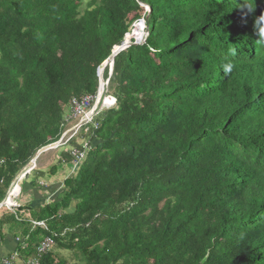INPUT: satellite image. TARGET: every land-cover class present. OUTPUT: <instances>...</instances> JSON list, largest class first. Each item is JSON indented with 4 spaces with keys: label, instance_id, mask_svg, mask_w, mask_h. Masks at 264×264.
Returning <instances> with one entry per match:
<instances>
[{
    "label": "trees",
    "instance_id": "obj_1",
    "mask_svg": "<svg viewBox=\"0 0 264 264\" xmlns=\"http://www.w3.org/2000/svg\"><path fill=\"white\" fill-rule=\"evenodd\" d=\"M103 68L113 106L22 185L68 165L59 197L2 208L0 238H51L40 264H264V0H0V204Z\"/></svg>",
    "mask_w": 264,
    "mask_h": 264
},
{
    "label": "crops",
    "instance_id": "obj_2",
    "mask_svg": "<svg viewBox=\"0 0 264 264\" xmlns=\"http://www.w3.org/2000/svg\"><path fill=\"white\" fill-rule=\"evenodd\" d=\"M78 168V167H77ZM71 173L68 175L70 176ZM57 175V174H56ZM69 176H64L62 181L56 180L53 185H47L42 180L39 186H35L34 182L25 184V187L22 188V195L16 201L17 207L18 206H25L30 204L32 207H41L47 203L52 201H56L58 195L61 193V188L64 180ZM42 183L45 184L46 187L42 186ZM19 201V202H18ZM3 209H0V215ZM23 217L29 218L28 213H22ZM0 238V264H3V260L13 254H18V263L21 264L25 260L32 258V254H27V241L28 237L23 236L19 230L14 227H7L2 230Z\"/></svg>",
    "mask_w": 264,
    "mask_h": 264
},
{
    "label": "built area",
    "instance_id": "obj_3",
    "mask_svg": "<svg viewBox=\"0 0 264 264\" xmlns=\"http://www.w3.org/2000/svg\"><path fill=\"white\" fill-rule=\"evenodd\" d=\"M115 102L111 100L110 102L104 99H100L98 96L96 98L87 96L85 97L83 100L81 101H77L74 100L72 101V118L78 120L80 123L70 132H76L78 130H80L82 127L92 123L95 115L97 114L98 111L102 110L105 107H111L113 106ZM68 133H66L61 141L58 143V145H60L66 138V136L68 135ZM72 136L68 137V139H70ZM66 141V140H65ZM64 141V142H65ZM85 146L84 150H80L79 148H75L72 151V156L74 157L75 161H74V169H77V167L81 164L82 160L85 159L86 157V152L85 150L87 149V146ZM13 207H17V205H13ZM33 226L34 227H42V228H46L45 227V223H36L33 222ZM54 246V241L51 238H46L44 239L39 246L36 249V254L32 257L29 258L27 260H25L23 263L21 264H40V260L41 258L48 253L52 247ZM18 254H13L7 258H5L3 260V264H19L18 263Z\"/></svg>",
    "mask_w": 264,
    "mask_h": 264
},
{
    "label": "water",
    "instance_id": "obj_4",
    "mask_svg": "<svg viewBox=\"0 0 264 264\" xmlns=\"http://www.w3.org/2000/svg\"><path fill=\"white\" fill-rule=\"evenodd\" d=\"M149 10H150V8H149ZM140 25L142 26L143 29L145 28L144 22H141ZM147 34H148V28L146 29V32H145V35H147ZM130 43H131V41L129 43L125 42V43H123L122 47L116 48L115 51H114L113 56L111 57V59L108 62H105L104 67H106L108 64H110L111 67H113V62H114V58L116 57V55L120 51L126 49L130 45ZM135 43L139 44L138 41H135ZM104 69L105 68H103L100 71V89H99V96L102 95L103 88H104V82H103V72H104ZM57 147H58V143L57 144H54V145H51L49 147H46V148H44V149H42L41 151L38 152V154L36 155V157L30 162V164L26 167V169L23 172H21L17 176V178L15 179V181L13 182V184L11 185V187H10L8 193H7L6 199L0 204V209H2V208H8V207H13V205L16 204L15 203L16 201H14V199L16 200L17 197H19V195L21 194V192H22V185H23L24 181L29 178L31 172L35 169L36 162H37L38 158L40 157V155L43 154V153H45V152H48L50 150L56 149ZM16 188L19 189V194L18 195H14V192H15Z\"/></svg>",
    "mask_w": 264,
    "mask_h": 264
},
{
    "label": "rangeland",
    "instance_id": "obj_5",
    "mask_svg": "<svg viewBox=\"0 0 264 264\" xmlns=\"http://www.w3.org/2000/svg\"><path fill=\"white\" fill-rule=\"evenodd\" d=\"M86 3V2H85ZM141 23H137V24H135L134 25V27H133V29H132V33H131V36L134 34V36L138 39V41H139V43H142L143 41H144V35H145V32H146V30H145V28L143 29L142 28V30L141 29H137L138 27H139V25H140ZM145 26V25H144ZM135 29H137L136 31H135ZM141 30V33H139L138 31H140ZM134 31H135V33H134ZM142 31H143V37H142ZM142 37V38H141ZM111 96L109 95V93L107 94V96L106 97H104V100H106L107 99V101L108 102H110V98ZM111 103H112V101H111ZM76 121H74V123H75ZM77 143H78V145H80V146H82L83 144H84V141L83 140H79V141H77ZM64 151V148H61V150H59L55 155L57 156H59L62 152ZM55 155H53V153L52 152H49L48 154H45V155H43V156H41V158H40V160L38 161V164H37V162H36V164H37V167L39 166V169H41V170H43L44 172H46V170L47 169H50V167L55 163V161H57L56 160V156ZM59 168V167H58ZM62 169L64 170H60L59 172H58V174L54 177V176H52V175H49V174H46V176L42 179V180H44V181H46L49 185H53V183L56 181V180H58V181H62L63 179H64V176L66 175V176H69L68 174L70 173V168L68 167V165H66V166H63L62 167ZM33 182V180H31V179H29L28 181H27V183H32ZM21 195V194H20ZM20 195H19V197H17V198H20ZM14 201H16L15 199H14ZM16 203V202H15ZM15 205H17V203L15 204ZM17 207H13V208H11L12 209V211H14V209H16Z\"/></svg>",
    "mask_w": 264,
    "mask_h": 264
},
{
    "label": "clouds",
    "instance_id": "obj_6",
    "mask_svg": "<svg viewBox=\"0 0 264 264\" xmlns=\"http://www.w3.org/2000/svg\"><path fill=\"white\" fill-rule=\"evenodd\" d=\"M135 40V39H134ZM136 41V40H135ZM231 69H232V64L231 63H229V64H227L226 65V70H228V71H231ZM101 71V70H100ZM112 71V70H111ZM99 76H100V72H99ZM105 93V94H104ZM107 94H108V92L106 93V91H105V89L103 88V93H102V95L101 96H99V93H98V97L100 98V99H104V97H106L107 96ZM111 101H114L115 102V100H114V98L111 96L110 98H109ZM77 121V123L73 126V128H71L69 131H71V130H73L80 122L78 121V120H76ZM69 131H67V133L69 132ZM71 134H73V132H70V133H68V137H70L71 136ZM70 135V136H69ZM59 146V145H58ZM18 199V198H17ZM17 199H16V201H17ZM8 208H13V207H8Z\"/></svg>",
    "mask_w": 264,
    "mask_h": 264
},
{
    "label": "bare ground",
    "instance_id": "obj_7",
    "mask_svg": "<svg viewBox=\"0 0 264 264\" xmlns=\"http://www.w3.org/2000/svg\"><path fill=\"white\" fill-rule=\"evenodd\" d=\"M137 29H141L142 30V26L140 25ZM137 29H135V31L137 30ZM141 30L140 31H138L139 33H141ZM135 31H134V33H135ZM143 32H142V37H143ZM131 37V38H130ZM141 37V38H142ZM144 37H145V35H144ZM131 39H135L136 41H138V39L134 36V34L131 36H129L128 38H127V40H126V42L127 43H129L130 41H131ZM139 42V41H138ZM101 95V94H100ZM19 194V189L18 188H16V190H15V192H14V195H18Z\"/></svg>",
    "mask_w": 264,
    "mask_h": 264
}]
</instances>
